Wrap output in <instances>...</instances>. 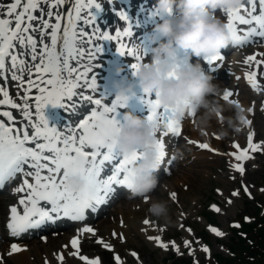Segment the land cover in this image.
Segmentation results:
<instances>
[{
    "label": "snow or ice",
    "instance_id": "1",
    "mask_svg": "<svg viewBox=\"0 0 264 264\" xmlns=\"http://www.w3.org/2000/svg\"><path fill=\"white\" fill-rule=\"evenodd\" d=\"M248 3L250 8L243 5L226 12L225 26L236 46L250 43L253 37L264 38V0H248ZM62 5H67V9L56 13L52 11ZM93 8L100 9L101 3L97 0H13L7 5L0 4V79L6 81L8 77L5 71H11L10 79L18 82L17 95L22 101L17 102L10 96L7 88L0 87V96L3 97L0 98V106L7 105L18 110L22 116L18 126L12 111L0 110V189L8 181L20 176L22 183L13 189V194H24L19 198V207H10L7 228L11 237H20L30 230L52 227L64 218L83 221L86 210L95 212L98 206L106 203L117 191L116 186L130 189L134 185L132 169L142 158V151L137 148L130 154L121 155L117 149V139L121 124L118 110L125 107L130 95L135 93L116 94L110 103L107 102V94L100 91L94 74L96 65L92 63L103 49L101 44L94 41H117L116 51L121 56L133 58L130 67L134 76L144 62L146 52L143 49L141 54L135 46L123 42V37L132 36L130 24L123 31L117 30L115 35L100 32ZM85 9L88 10L86 15L82 14ZM241 9L245 15L241 14ZM37 10L39 16L34 14ZM53 15L55 22L51 20ZM120 16L127 21L125 13L120 12ZM238 24H254L255 27L246 31L241 29L243 34H238ZM83 25H92L93 31H85ZM85 44L90 47L85 49ZM259 55L264 56V53ZM24 56L30 57L32 63L21 58ZM6 59L10 60V68L6 65ZM205 59L209 64H215L222 61L224 55L218 54ZM173 61L176 62L174 58ZM253 61L257 65L264 64V60H257L256 55L248 56L244 62L250 64ZM25 72L28 74L27 80L24 78ZM168 76L172 78L175 73L170 72ZM246 78L253 89L259 90L255 72L248 73ZM32 89H36V94H32ZM88 91L96 95L88 94ZM143 92L146 96L142 99L149 108L145 121L153 126V134L156 136L153 147L162 160L166 157L165 138L170 134L176 137L181 135V119L176 118L175 109L162 105L156 96L152 98L150 90L143 89ZM231 96L230 90L223 93L225 101H229ZM75 97H79V105ZM232 103L239 105L234 100ZM49 105L81 118L61 129L60 114H46ZM187 114L190 117L196 115L194 111ZM243 123L250 125L251 121L243 118ZM252 139L250 133L247 137L248 149L259 150L261 145L253 143ZM198 147L209 149L207 143H199ZM235 147L240 146L237 144ZM248 149L236 158L243 160ZM235 167L243 173L239 164ZM45 170L47 174H44ZM109 170V174L102 175ZM72 175H79L84 180L82 187L73 189L66 183L67 178ZM245 191L247 192V188ZM170 195L172 198L176 197L175 193ZM212 207L219 211L215 205ZM143 223L148 225L149 221L145 219ZM81 231L95 235V230L90 227ZM211 231L223 235L216 228ZM112 235L124 239L123 234L113 232ZM40 238L47 240L44 235ZM147 239L165 250L169 247L159 236H148ZM97 243L111 250V245L103 239L97 240ZM70 244L76 249L71 255L79 256L87 264H101L98 257L90 259L79 255L78 237H73ZM185 246H188L187 241ZM173 247H176L174 242ZM22 250L13 243L8 255ZM176 250L179 251V248ZM203 250L208 251L207 247ZM131 255L139 259L135 251ZM58 259L63 261L65 257L60 254ZM115 261L116 264H121L119 255L115 256Z\"/></svg>",
    "mask_w": 264,
    "mask_h": 264
},
{
    "label": "clouds",
    "instance_id": "2",
    "mask_svg": "<svg viewBox=\"0 0 264 264\" xmlns=\"http://www.w3.org/2000/svg\"><path fill=\"white\" fill-rule=\"evenodd\" d=\"M244 0H157L156 7L166 17L154 27L161 39L152 49L150 61L143 62L135 73L143 89H148L162 105L175 109L177 119L185 117L189 111L198 113L196 126L203 131L211 126L214 119L226 123L221 136L229 132H239V123H243L244 109L236 105L234 117H223L225 110L220 103L219 84L203 71L199 62L201 57H212L221 54V49L231 44V33L216 12L225 13L238 9ZM178 50L188 54L183 64L174 62ZM197 62L192 63L191 58ZM119 75L123 68L117 66ZM175 76L169 78L168 74ZM117 94L127 95L134 85L123 80L114 81ZM156 136L153 126L145 119L126 111L122 114L119 126L117 149L121 155L132 153L139 148L142 158L132 169L135 180L129 189L131 197L144 196L157 188L158 181L153 172L158 171L161 160L158 151L153 147ZM66 183L73 189L83 186L84 180L79 175L69 176ZM148 213L158 219L169 220V209L165 201L156 199L149 202Z\"/></svg>",
    "mask_w": 264,
    "mask_h": 264
},
{
    "label": "rangeland",
    "instance_id": "3",
    "mask_svg": "<svg viewBox=\"0 0 264 264\" xmlns=\"http://www.w3.org/2000/svg\"><path fill=\"white\" fill-rule=\"evenodd\" d=\"M223 113L225 116H231L226 107ZM257 121H262V117H257ZM256 122L253 131L258 136L254 137L253 143L260 144L261 147L259 150H251L249 152L250 156L245 157L244 173L238 180H234L233 174L236 171L232 170V162L227 154L223 156L221 161L218 158H213L212 162H206L203 165L194 161L192 167H186L187 164L182 163L179 165V168L182 167L181 170L175 172L176 174L167 180V186L175 187L179 191V194H182L181 201L183 204L182 207L177 208L178 205L168 202L167 205L170 207V222L174 223L176 221L177 223L165 227L162 222L160 238L161 240H168L171 237H176V247L167 243L173 249L177 247L183 249V245L187 241L193 249L197 250L196 257H192L197 262L196 264L208 259L209 256L218 253L222 256L226 254V244L230 241L231 238L229 237L232 234L231 226H237L235 219L245 212V208L247 207L246 202L250 201L247 198H254L260 203H264V124L261 123L257 126ZM211 125H214L213 121ZM226 137L230 140L229 135ZM209 152L211 151H206V153ZM239 152L243 153V151ZM211 155L209 154V156ZM205 157L208 156L205 155ZM221 165L224 168L219 167ZM183 173L185 174L183 175ZM191 183H193L192 187ZM240 183L241 186L239 185ZM184 184H188L187 186L190 184V187L186 191L182 190L179 186H183ZM245 188H247V192ZM233 193L237 194L233 195ZM166 198L165 196L158 197V199L163 201L167 200ZM229 201L231 202L229 203ZM183 205L185 206L183 207ZM213 205L219 211H216L212 207ZM115 208L117 209V206L111 211L112 214H115ZM187 210L190 213H186V217H179L178 214L181 211L183 213L187 212ZM255 210L256 208L254 207L253 212ZM130 218L136 222L139 216H131ZM209 220L216 224V229L223 233V235L213 234L208 231L206 221ZM247 221L248 219L246 218L245 222ZM186 234H189L190 237L187 238ZM144 243L152 244L145 239L140 240L134 237V242L129 244L131 246L127 243L124 247H140L141 249ZM150 244L149 246L144 245V247L148 249L151 247ZM205 247L208 249L207 252L203 250ZM144 256L148 261H159V256L161 255L156 251H151L150 254H144ZM123 257L130 258L128 253L123 254Z\"/></svg>",
    "mask_w": 264,
    "mask_h": 264
},
{
    "label": "bare ground",
    "instance_id": "4",
    "mask_svg": "<svg viewBox=\"0 0 264 264\" xmlns=\"http://www.w3.org/2000/svg\"><path fill=\"white\" fill-rule=\"evenodd\" d=\"M82 14H84V12ZM94 42L97 43L98 40H95ZM230 52L224 53L225 57L228 56ZM151 55H152V53L146 54L144 60H147ZM244 74H242V75H244ZM245 75H247V74H245ZM25 78H28V75H25ZM133 78H134V81L131 82L134 85L132 92H134L136 90H140V87L138 86V78L135 76ZM25 80H27V79H25ZM118 80H123V79H120V78L108 79L107 80L108 85L106 87H104L105 91L106 92H110L112 90L117 91V89L114 87V81H118ZM123 81L126 83H129L125 80H123ZM6 88H7V86H6ZM21 93L22 92H20V94ZM16 94H17V92L14 93V95H16ZM32 94L33 95L36 94V89H32ZM17 100H18V102H22L20 100V98H17ZM246 102H247V99H246ZM240 105L243 108L246 106V104H244V102H242ZM58 110L60 112L62 111V109H59V108H58ZM46 114H47V111H46ZM181 121H182V119H181ZM261 123L264 124V122H261ZM239 126L241 127V124ZM61 129H63V128H61ZM239 133L240 132H236V137L233 138V141H227V145H226L225 136L220 135L219 126L215 127L212 130H205L204 129L203 131H201L197 128L196 122H194V124L192 125V128L189 130V138L193 139L195 142L199 141V142L207 143L210 148H213L217 152H218V149L221 148V149L225 150L227 147L229 154H231V155L233 154L230 157V160L235 161V163H237L239 160L234 155V153L237 152L235 145L238 144L240 146L242 144V141H243V136H241ZM251 134L253 136L254 133L252 132ZM215 143H216V145H214ZM191 147L192 146H190L189 144L183 145L182 149H181V153H185L188 149L190 150ZM200 155H203L204 157L202 158V157H200ZM205 155H206V153L200 152V153H198V155L195 156V158H198L199 162L202 164H205L206 162H212V161L206 160ZM156 174L158 176H161L162 172L156 171ZM192 186H193V183H191V187ZM188 187H190V184ZM170 194L171 193H169V196H171ZM158 195H160L159 191L155 190L153 193V197H155V196L158 197ZM130 197H131V195H130ZM122 198H126V197H122ZM7 199H9V196H5V200H7ZM136 199H139V198H136ZM181 199H182V194H180V200ZM122 204H123V202H122ZM109 205H110V201L108 202V204L106 206L103 207V209L100 211L99 215L104 210H106ZM2 208L3 207L1 205V207H0L1 213H2ZM122 208H123V205H121V207H119V211L116 212L115 218H113L112 220H109L110 218L108 220H101V222L98 224V226H100V229H101L100 233L104 236L103 240L106 243H108V241H110L113 245H116L117 250L116 249L115 250L117 251L118 254H120L122 252V246L114 243L115 240L120 239V238L118 236H113L112 235L113 232H116L118 234H123L124 237L128 238L127 239L128 243H131V244H132V242H134V237L135 238L141 237V234L138 232V230H136V229H138L139 225L137 226V222H135L134 220L129 221V229L123 228L121 225H119V223H121V221L123 219H126V218L129 219V217L132 215L142 216L144 214V216L149 218L148 208H143V209H138V210H132V209H130V207H128L126 210H123ZM109 215H111V214H108L107 217H109ZM111 217H113V215ZM70 225H72V224H69L68 226H70ZM151 225L152 224L149 223L148 225L144 224L143 226L149 227L148 230L153 232ZM92 228L95 230L96 227L92 225ZM104 228H106V232L108 234H106V232L104 231ZM56 233L58 234L59 232H56ZM63 240L65 241V238H63ZM64 244H66V243L61 242L59 244L58 250H56L55 255L60 254L62 252V247ZM19 247L23 250L19 251V252H15L12 255H8V253L11 251V247H3L0 251V264H32L31 257L40 258L41 253H43V252H45L44 257H47L50 260V256L48 254V252L50 250L47 249V246L42 244V243L41 244L40 243L39 244L33 243V245L28 250L24 246V243L19 244ZM95 251L96 252L100 251L98 245L95 247ZM69 252L74 253V252H76V249L72 248L71 245H69V249L67 250V252H62L65 259L63 261H60L58 259L57 262L51 260L50 264H87V261H82L79 259V256L71 255V253H69ZM82 252H83V256H87L90 259L96 258V257L92 256V252H86L85 251V249L83 248V244L79 245V255H81Z\"/></svg>",
    "mask_w": 264,
    "mask_h": 264
},
{
    "label": "trees",
    "instance_id": "5",
    "mask_svg": "<svg viewBox=\"0 0 264 264\" xmlns=\"http://www.w3.org/2000/svg\"><path fill=\"white\" fill-rule=\"evenodd\" d=\"M230 248L234 257L223 260L224 264H264V226L245 238L232 239Z\"/></svg>",
    "mask_w": 264,
    "mask_h": 264
}]
</instances>
